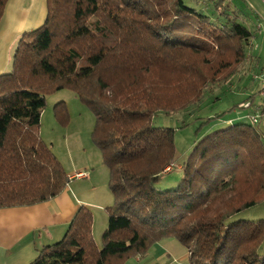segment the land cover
<instances>
[{
	"label": "trees",
	"instance_id": "16d2710c",
	"mask_svg": "<svg viewBox=\"0 0 264 264\" xmlns=\"http://www.w3.org/2000/svg\"><path fill=\"white\" fill-rule=\"evenodd\" d=\"M8 2L0 0V25ZM47 3L46 20L23 33L12 70L0 75V207L48 201L67 187L70 174L40 134L45 93L67 87L94 110L93 139L114 202L102 247L93 238V214L82 205L62 239L30 264H124L171 237L188 247L190 264H264V218L235 219L264 202V133L256 123L230 119L178 159L176 129L154 124L158 112L200 106L248 63L257 65L254 32L245 21L250 6L236 0H208V7L200 0ZM238 107L263 115L264 84L229 111ZM55 110L67 122L66 103ZM177 163L181 178L159 187Z\"/></svg>",
	"mask_w": 264,
	"mask_h": 264
},
{
	"label": "rangeland",
	"instance_id": "374dc122",
	"mask_svg": "<svg viewBox=\"0 0 264 264\" xmlns=\"http://www.w3.org/2000/svg\"><path fill=\"white\" fill-rule=\"evenodd\" d=\"M200 2L208 7V0H200ZM236 2L239 5L242 4L245 10L247 9L246 0H236ZM250 8L248 7L249 20L245 21L246 25L254 32V51H252L260 57L257 65L253 66L252 63H248L238 75L226 84L217 87L213 91L215 94H210L200 106L194 105L188 110L171 114L158 112L154 117L155 125L176 129L175 141L178 159L185 158L205 135L230 125L232 121L256 123L255 125L264 133V114L261 115L257 108L255 110L253 107H238L234 111H229L234 102L246 99L264 84V19L257 18L256 12ZM23 33L18 37L13 54ZM250 65H252L251 68ZM12 66L13 60L8 71L3 73L10 72ZM45 96L46 106L42 112L40 134L59 157L68 173L74 174L78 170L85 169L91 172L92 181H88L86 178L76 179L72 181V185L80 184L83 187L93 188V191L90 192L92 205L88 206L93 214L92 234L96 244L102 247V236L108 227L107 206L113 204L114 197L109 186V169L104 164L102 152L93 139L94 110L68 87L47 92ZM215 96L219 98L214 100ZM262 98L263 96L258 93L255 100L259 103ZM59 101H64L67 105L69 112L67 122H61L56 115L55 108ZM216 115L219 116L215 118ZM255 115L256 122L253 121ZM209 117L213 118L209 120ZM180 167L181 163H177L172 172L165 174L160 179L158 186L163 188L174 186L182 175ZM239 218L251 220L264 218V202L239 214L235 219ZM158 249L171 253L167 259L168 263L165 264H190L188 247L174 237L164 239L152 246L144 256L139 258L141 260H137V257H130L125 260L124 264H163L156 260Z\"/></svg>",
	"mask_w": 264,
	"mask_h": 264
},
{
	"label": "crops",
	"instance_id": "0c3cea01",
	"mask_svg": "<svg viewBox=\"0 0 264 264\" xmlns=\"http://www.w3.org/2000/svg\"><path fill=\"white\" fill-rule=\"evenodd\" d=\"M246 1L257 18L264 19V0ZM47 14V0H9L0 25V75L9 69L20 34L42 25ZM78 171H87L89 176L83 178L92 181L88 169ZM76 179L82 178L70 179L71 183L48 201L0 207V264H30L45 246L62 239L78 209L92 205L93 188L73 186ZM170 254L158 249L156 260L168 263Z\"/></svg>",
	"mask_w": 264,
	"mask_h": 264
},
{
	"label": "built area",
	"instance_id": "2783aa9c",
	"mask_svg": "<svg viewBox=\"0 0 264 264\" xmlns=\"http://www.w3.org/2000/svg\"><path fill=\"white\" fill-rule=\"evenodd\" d=\"M246 105H248V104H246ZM258 109H259V107H258ZM256 120H257V118L255 116L254 121H256ZM88 176H89V174L87 171H77L74 174L70 175V179H73L75 177L83 178V177H88Z\"/></svg>",
	"mask_w": 264,
	"mask_h": 264
}]
</instances>
